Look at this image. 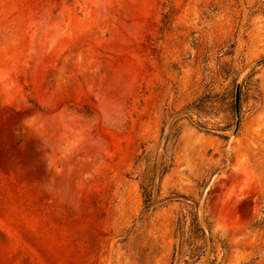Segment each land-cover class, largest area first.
Here are the masks:
<instances>
[{
	"label": "rangeland",
	"instance_id": "obj_1",
	"mask_svg": "<svg viewBox=\"0 0 264 264\" xmlns=\"http://www.w3.org/2000/svg\"><path fill=\"white\" fill-rule=\"evenodd\" d=\"M0 264H264V0H0Z\"/></svg>",
	"mask_w": 264,
	"mask_h": 264
},
{
	"label": "water",
	"instance_id": "obj_2",
	"mask_svg": "<svg viewBox=\"0 0 264 264\" xmlns=\"http://www.w3.org/2000/svg\"><path fill=\"white\" fill-rule=\"evenodd\" d=\"M261 62H258L254 65H252L249 69H247L245 71L248 72L249 70H251L253 67H255L257 64H259ZM240 90H241V82H240V77L239 80L236 83L235 86V92H234V104H235V125H234V129L232 132V138L235 136V134L238 131L239 128V124H240V106H239V100H240ZM167 135H168V127L165 128L163 135H162V139H161V147L163 148L167 139ZM208 236V235H207ZM209 242V241H208Z\"/></svg>",
	"mask_w": 264,
	"mask_h": 264
},
{
	"label": "trees",
	"instance_id": "obj_3",
	"mask_svg": "<svg viewBox=\"0 0 264 264\" xmlns=\"http://www.w3.org/2000/svg\"><path fill=\"white\" fill-rule=\"evenodd\" d=\"M186 110L191 111V110H192V107L190 106V107H188ZM190 113H191V112H190ZM160 173H161V172L158 171L157 175H159ZM202 229H203V232H204L205 236L208 235L207 241H209V243H211L210 232H209L207 229H205L204 227H202Z\"/></svg>",
	"mask_w": 264,
	"mask_h": 264
}]
</instances>
